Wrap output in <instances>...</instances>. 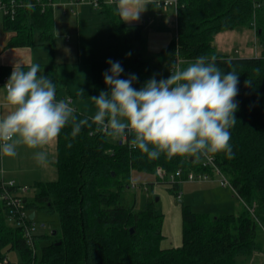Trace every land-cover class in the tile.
Returning <instances> with one entry per match:
<instances>
[{
	"label": "trees",
	"instance_id": "trees-1",
	"mask_svg": "<svg viewBox=\"0 0 264 264\" xmlns=\"http://www.w3.org/2000/svg\"><path fill=\"white\" fill-rule=\"evenodd\" d=\"M21 1L34 7H19L13 18L3 19L4 28L12 34L8 45L27 46L36 41L52 45L56 0ZM177 1L176 37L160 52L146 54L144 24L122 22L115 4L100 0L102 12L113 27L111 37L118 54L114 61L124 69L121 78L129 74L138 77L133 84L137 89L166 62L186 64L200 55H215L217 65L225 71L236 69L240 74L239 106L235 113L238 121L230 129L233 156H211L245 202L244 208L237 213L210 215L183 204V243L163 248V213L153 202L145 209L136 208L134 200L126 205L132 170L156 173L161 166L167 174L181 168L185 175L190 170L212 173L213 168L203 165V156L167 159L161 155L151 160L130 149L128 141L120 143L96 132L95 126L84 128L75 139H65L69 127L57 141L54 164L58 178L36 182L33 196H23L29 220H33L29 217L33 211H57L60 230L35 234V247L41 240L49 241L39 258L23 229L10 220L9 207L0 200V262L16 249L24 264H238L240 257L264 250V55L229 56L217 53L213 45L216 33L241 25L254 26L264 44V0ZM109 68L107 61L93 62L91 88L82 97L108 90L103 73ZM45 75L57 84L48 71ZM246 79L252 81L251 86L245 87ZM77 114L87 115L78 110ZM69 142L71 148L67 147ZM167 183L178 194L180 183Z\"/></svg>",
	"mask_w": 264,
	"mask_h": 264
},
{
	"label": "clouds",
	"instance_id": "clouds-1",
	"mask_svg": "<svg viewBox=\"0 0 264 264\" xmlns=\"http://www.w3.org/2000/svg\"><path fill=\"white\" fill-rule=\"evenodd\" d=\"M109 2L124 23L138 21L149 5L159 7L158 0ZM107 63L110 68L103 77L108 90L87 97L93 110L82 117L69 100L58 98L57 84L41 74L39 63L28 64L26 71L15 64L0 100L5 109L0 113V155L15 157L18 148L25 147L33 150L38 165L47 166L45 149L58 141L64 129H71L65 139H75L84 128L95 126L96 132L113 140L130 137L129 148L151 160L161 155L199 159L218 153L232 158L230 129L238 121L239 106L240 74L235 68L225 71L215 55H200L186 64L172 62L166 79L154 75L137 89L135 74L121 78L120 62ZM251 85L246 79L245 87ZM78 95H85L82 89ZM67 147H72L71 142Z\"/></svg>",
	"mask_w": 264,
	"mask_h": 264
},
{
	"label": "crops",
	"instance_id": "crops-1",
	"mask_svg": "<svg viewBox=\"0 0 264 264\" xmlns=\"http://www.w3.org/2000/svg\"><path fill=\"white\" fill-rule=\"evenodd\" d=\"M67 1L56 0L53 4L54 40L52 45L39 43L38 41L34 45L27 46L8 45L12 34L6 31L3 20L1 21L0 100L4 96L3 86L8 81L15 64L25 66L24 70L26 71L28 64L33 62L39 63L41 65V74H45L48 71L56 79L58 84L57 94L61 95L71 94L72 90H75L71 85L66 86L61 79L60 72L62 67L59 65L61 62H65V57L69 56L68 58L71 60L76 59L78 63L88 62L91 65V70L92 64L95 61L116 60L118 54L115 47L113 49H109L108 47V44L113 46L115 42L111 37L113 27L102 12L103 7L101 5L100 7H95L90 3H82L72 9L67 5ZM162 1L164 0H158L159 7L149 5L147 10L141 14L138 21L127 23L144 24L146 54L160 52L177 35V8H174L173 5L164 6L161 3ZM253 36L254 32H252ZM225 37L222 36L221 38ZM258 38L253 42L252 46L247 32L240 34V36L236 35L237 44L240 46L239 51L235 49L237 55L228 53L227 48L221 43H219V48L221 49L219 53L235 57L264 55V44ZM165 66L169 69L170 65L166 62L162 67ZM158 70L153 73H157ZM89 82L86 90L91 88L92 73L91 81ZM75 103L76 100H74ZM76 108L78 109L77 106ZM4 111L5 109L0 106V113ZM45 150L49 153V163L47 166L38 165L33 159V150L25 147H19L17 150L18 154L15 157L0 155V176L3 175L6 180H15L18 186L27 189L33 187L38 181L47 182L56 180L58 172L54 162L57 158V142L48 146ZM9 263L10 260L8 259L0 262V264Z\"/></svg>",
	"mask_w": 264,
	"mask_h": 264
},
{
	"label": "rangeland",
	"instance_id": "rangeland-1",
	"mask_svg": "<svg viewBox=\"0 0 264 264\" xmlns=\"http://www.w3.org/2000/svg\"><path fill=\"white\" fill-rule=\"evenodd\" d=\"M2 20L3 18H0V23H2ZM245 32L248 33L249 42L253 46V42L258 38L255 27L241 25L216 33L213 42L215 51L217 53L221 51L219 48V43H221L227 48L228 53L237 55L235 49L239 51L240 46L237 44L236 35L240 36V34ZM252 32H254L253 37ZM222 36L226 37L221 38ZM237 38L240 40L239 37ZM108 47L113 49L114 46L108 44ZM68 57H65V62L63 61L61 64L58 62L59 66L62 67L60 72L62 82L66 86L71 85L75 88L69 95H74V100L77 103H75V106L78 107V110L87 115L91 114L93 110L91 101L87 97L76 96L80 89L84 92L89 85L88 83H90L89 81H91V65L88 62L78 63L76 59L71 60ZM154 75L157 80L166 79L170 72L165 66L159 69L157 73H151L149 77L152 78ZM130 181L131 187L125 193L126 205H132L134 200L136 208L145 209L149 202H153L155 208L164 215L162 224L164 237L161 241V247L163 248L177 247L183 243V204L190 205L195 212H207L210 215L237 213L245 206V202L231 185L222 186L220 184V176L218 174H215L209 180L183 181L179 184V188L176 191L178 194L172 191V184L159 179L157 173L134 169L131 172ZM25 194L28 197H32L34 194L33 187H29ZM32 222L35 226L36 235L51 233L53 230H60L61 228L60 214L57 211L37 210ZM48 242V240H41L38 248L35 247L39 258L42 257L43 246L48 244ZM7 259L10 260L9 264H24L20 252L16 249L8 252ZM238 264H264V250L258 251L247 258L240 257Z\"/></svg>",
	"mask_w": 264,
	"mask_h": 264
},
{
	"label": "built area",
	"instance_id": "built-area-1",
	"mask_svg": "<svg viewBox=\"0 0 264 264\" xmlns=\"http://www.w3.org/2000/svg\"><path fill=\"white\" fill-rule=\"evenodd\" d=\"M105 2L112 4L109 0H104ZM82 3H90L95 7H100V0H68L67 5H69L72 9L77 7ZM164 6L173 5L177 8L178 1L177 0H164L161 2ZM33 3L31 2H23L21 0H0V18L11 17L13 18L16 14V10L19 7H25L26 5ZM75 12V11H74ZM179 61V60H178ZM6 80V79H5ZM7 82V81H6ZM58 95V98H64L71 102V104L76 108L74 104V96L73 95ZM78 109L76 108V111ZM120 143L127 142L128 139L116 140ZM203 165L211 166L212 173L208 171H195L190 170L187 174L184 175V172L181 168H179L175 173L167 174L166 171L158 166L156 168V173L159 179L165 182H178L181 183L183 181H202L209 180L215 174L220 176V184L222 186L231 185L228 177L220 170V168L214 162V157L209 155L204 157ZM232 186V185H231ZM27 192V188L18 186L15 180H6L4 176H0V200L3 201L6 206L9 207L11 211L10 220L17 226H20L23 229L24 236L27 239V242L30 246L35 249V230L34 223L32 220H29L28 214L25 208V198L24 194ZM30 264V263H25Z\"/></svg>",
	"mask_w": 264,
	"mask_h": 264
},
{
	"label": "water",
	"instance_id": "water-1",
	"mask_svg": "<svg viewBox=\"0 0 264 264\" xmlns=\"http://www.w3.org/2000/svg\"><path fill=\"white\" fill-rule=\"evenodd\" d=\"M35 215H36V213L33 211L31 214H30V219H34V217H35ZM131 232H134V229L133 228H131V230H130Z\"/></svg>",
	"mask_w": 264,
	"mask_h": 264
}]
</instances>
